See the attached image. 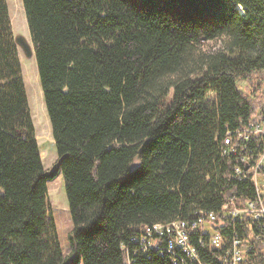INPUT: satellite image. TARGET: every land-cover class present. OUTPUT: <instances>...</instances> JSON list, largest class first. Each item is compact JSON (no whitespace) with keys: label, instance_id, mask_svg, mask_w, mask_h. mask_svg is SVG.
<instances>
[{"label":"trees","instance_id":"trees-1","mask_svg":"<svg viewBox=\"0 0 264 264\" xmlns=\"http://www.w3.org/2000/svg\"><path fill=\"white\" fill-rule=\"evenodd\" d=\"M21 1L72 228L63 255L0 0V264H124L122 244L128 264H173L133 253L141 226L219 213L254 193L234 168L261 140L223 154V139L264 122V93L237 87L264 83V0ZM233 228L242 232L222 230Z\"/></svg>","mask_w":264,"mask_h":264},{"label":"built area","instance_id":"built-area-1","mask_svg":"<svg viewBox=\"0 0 264 264\" xmlns=\"http://www.w3.org/2000/svg\"><path fill=\"white\" fill-rule=\"evenodd\" d=\"M258 120L249 121L234 132L228 130L223 139V154L237 152L242 141L257 138L261 140L258 149H248L240 155L241 165L234 168L239 178H248L254 186V193L247 196L241 206L234 207V197L224 204L219 213L199 210L192 219H174L169 222H155L141 226L133 238L134 249L146 253L156 250L169 255L173 264H211L202 259L200 253L207 252L219 264H251V254H262L264 264V234L254 229L264 224V130ZM236 140V141H235ZM253 149V150H252ZM228 222L240 225L241 231L233 228L227 236L222 227ZM235 227V226H234ZM264 229V228H262ZM124 264H128L126 246L122 244Z\"/></svg>","mask_w":264,"mask_h":264},{"label":"rangeland","instance_id":"rangeland-1","mask_svg":"<svg viewBox=\"0 0 264 264\" xmlns=\"http://www.w3.org/2000/svg\"><path fill=\"white\" fill-rule=\"evenodd\" d=\"M6 2L13 34H21L31 43L22 1L6 0ZM219 44L220 42L216 41L209 43V46L216 47ZM18 53L21 77L34 127L35 138L40 147L43 167L47 170L51 168L58 156L55 146H52L51 126L38 79L37 65L34 56L25 58L20 48H18ZM237 87L252 97H257L259 94L264 93V83H262L259 90H256L250 82L238 80ZM253 94L255 95L253 96ZM261 100L264 103V97ZM262 128L264 130V123L262 124ZM46 198L47 210L49 216L53 218L61 252L63 255H67L70 250L68 234L72 228V222L61 173L50 178L47 182Z\"/></svg>","mask_w":264,"mask_h":264},{"label":"water","instance_id":"water-1","mask_svg":"<svg viewBox=\"0 0 264 264\" xmlns=\"http://www.w3.org/2000/svg\"><path fill=\"white\" fill-rule=\"evenodd\" d=\"M14 43L17 46V48H20L25 58H30L34 56V50L32 43H29L27 38H25L21 34H13ZM52 146L54 145V141L52 142ZM64 156L57 157V160L54 162V164L51 166V168L44 170L43 175L46 178H52L54 177L60 170V165L63 160Z\"/></svg>","mask_w":264,"mask_h":264},{"label":"bare ground","instance_id":"bare-ground-1","mask_svg":"<svg viewBox=\"0 0 264 264\" xmlns=\"http://www.w3.org/2000/svg\"><path fill=\"white\" fill-rule=\"evenodd\" d=\"M147 252H149V250H147Z\"/></svg>","mask_w":264,"mask_h":264}]
</instances>
